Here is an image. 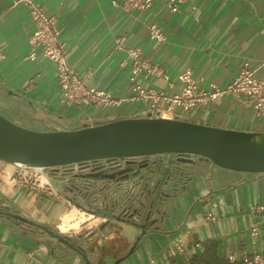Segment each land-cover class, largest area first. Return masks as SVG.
I'll return each instance as SVG.
<instances>
[{"label": "crops", "instance_id": "0c3cea01", "mask_svg": "<svg viewBox=\"0 0 264 264\" xmlns=\"http://www.w3.org/2000/svg\"><path fill=\"white\" fill-rule=\"evenodd\" d=\"M32 1L57 18L71 69L88 78L90 86L110 92L117 100L131 97L128 50L132 49H139L143 58L167 72L173 88L159 79L148 86L169 96L181 90L177 78L186 70L205 90H211V85L225 88L245 63L264 80V0H189L178 13L167 9V0H154L146 12L125 11L114 5L123 0ZM193 7L198 9V20ZM151 24L163 30L166 42L151 40ZM33 30L27 0H0V52L5 56L0 63V111L18 119V125L63 131L73 129L76 123L82 126L129 119L147 110L140 102L107 109L62 106L54 65L41 60L40 52L37 61L25 60ZM122 39L127 51L116 49ZM183 118L207 127L264 133V117L257 119L251 107L232 97L195 109ZM11 166L0 161L1 196L29 220L57 230L62 209L70 202L61 194L59 184L48 180L51 193L30 191L16 183ZM194 171L195 181L180 196L165 232L146 237L124 264H147L150 258H156L155 264H230L232 254L237 258L233 264H242L244 252L264 257V210L257 209L264 207V174L224 170L207 162L197 163ZM207 193L212 197L205 200L202 196ZM213 202L216 209L211 207ZM210 211L216 220L207 219ZM254 226L260 232L253 243L250 230ZM138 234L124 226L120 235L124 240L97 236L94 242L101 257L96 263L113 264L130 250ZM179 238L188 246L199 243L200 247L196 252L188 247L184 253L170 256L167 250ZM0 264L85 262L70 248L58 247L40 232L27 231L0 216Z\"/></svg>", "mask_w": 264, "mask_h": 264}, {"label": "water", "instance_id": "95a60500", "mask_svg": "<svg viewBox=\"0 0 264 264\" xmlns=\"http://www.w3.org/2000/svg\"><path fill=\"white\" fill-rule=\"evenodd\" d=\"M139 158L144 161H130ZM116 159L125 161L102 171L78 169L81 173L59 174L76 165ZM0 161L29 172L58 173L52 180L62 193L110 214L108 218L106 213L99 216L106 220L90 228L88 235L70 237L29 220L25 214L14 215L11 222L17 220L42 229L57 240L58 247L70 248L85 264H97L101 257L94 242L97 236H120L122 228L128 226L139 234L130 250L113 263L124 264L146 237L165 232L180 196L195 181L197 163L263 175L264 133L207 127L183 117L154 118L151 112L93 125L76 123L71 130L40 132L12 123L0 114ZM143 164L145 170L141 171ZM210 197L209 193L202 196L205 200ZM76 239L79 241L73 243ZM153 260L156 258H150L147 264Z\"/></svg>", "mask_w": 264, "mask_h": 264}, {"label": "built area", "instance_id": "2783aa9c", "mask_svg": "<svg viewBox=\"0 0 264 264\" xmlns=\"http://www.w3.org/2000/svg\"><path fill=\"white\" fill-rule=\"evenodd\" d=\"M189 0H167L166 6L171 13H178L181 6ZM29 6V17L33 24V34L29 39L30 52L25 57L26 61H37L38 53L41 54V60H45L54 65L57 74V81L62 92L61 105L67 108L94 107L96 109H107L118 107L124 102H140L148 104L144 116L151 112L154 118H182L185 114L216 103L225 97H232L240 101L243 105L251 107L257 119L264 117V80L256 77V70L251 69L248 63H245L238 76L225 88L219 89L215 85H211V90H205L192 78V72L186 70L179 74L178 82L182 88L176 94L169 96L163 90H157L149 87L148 83L152 80L159 79L165 81L170 88L173 84L165 70L159 65L151 64L143 58L139 49L128 50L131 59V68L129 75V84L131 88V97L117 100L112 94L105 90L96 89L89 85L88 78L80 77L69 66L66 46L60 41V31L57 27V18L49 16L44 8L38 3L27 0ZM154 4V0H123L121 4L114 3L115 6L121 7L125 11L146 12L149 11ZM195 19H199L197 7H193ZM149 34L152 41L164 43L167 37L163 30L155 25L149 26ZM116 49L118 51H127L124 45V39L118 41ZM5 59L3 53L0 52V63ZM179 109L180 113L176 110ZM158 116H155V114ZM16 178L19 182H27L30 177L25 180L24 174L35 175L37 189L41 193H51V186L45 174L37 172H29L17 169ZM38 177V178H37ZM22 185V184H21ZM36 186V185H34ZM212 209L218 207L216 202L212 203ZM259 211H263L264 207L259 206ZM100 221L106 219L99 218ZM207 219L216 220V216L212 211L208 212ZM260 228L254 226L250 230V236L254 243L259 235ZM188 247L196 252L200 247L199 243L188 246L183 240H178L172 245L168 254L177 256L184 253ZM230 264L237 261L235 255L228 257ZM240 262L242 264H264V257L260 254L252 256L247 253L241 255ZM153 260L149 264H155Z\"/></svg>", "mask_w": 264, "mask_h": 264}, {"label": "flooded vegetation", "instance_id": "af4514ba", "mask_svg": "<svg viewBox=\"0 0 264 264\" xmlns=\"http://www.w3.org/2000/svg\"><path fill=\"white\" fill-rule=\"evenodd\" d=\"M123 161H125V159H116V160H98V161H95V162H89V163H85V164H80V165H76V166H73V167H70L66 170H61L59 174H62L63 172L64 173H67V174H78V173H81V171H92L93 169L94 170H97V171H102L103 169H105L107 166L109 165H116L118 163H122ZM130 161H137L138 163L144 161L142 160L141 158H139L138 160H130ZM149 162H151V158L148 160ZM144 164H143V167L141 169L142 170H145L144 169ZM78 169H80L81 171H78ZM46 177L48 180H52L53 178H56L55 175H58V173H53V172H50V171H47L46 172ZM78 179V178H77ZM61 194L67 199V200H71L70 202L75 205L77 207L76 204H78L80 206V210L86 212V213H95V216L99 217V216H102L103 214H107V218L110 217V214L106 211V210H102L100 209V207L98 206H94V205H89L88 203H85L83 200L79 199L78 197H74V195L70 196L68 193L64 194L62 193L61 191ZM21 215V212L16 210L14 208L13 205L10 204V202H6V199L3 198L0 194V216L1 217H5L7 218L8 220L12 219V217L14 215ZM16 225H18L19 227L27 230V231H30V232H36V234L38 232L41 233V237H44L46 239H48V241H53L55 242L57 245H58V242L57 240L55 239H52L48 234L47 232L43 231L42 229L40 228H34L33 226H29L23 222H20V221H17V220H14V222ZM92 228V227H90ZM89 228V229H90ZM51 231L53 232H58L56 229H52V228H49ZM43 234V235H42ZM89 233H87L88 235ZM78 235V234H77ZM75 235V236H77ZM69 237L71 235H68ZM79 240H75L73 243H77ZM83 241V239H82ZM60 247H66V246H60Z\"/></svg>", "mask_w": 264, "mask_h": 264}, {"label": "rangeland", "instance_id": "374dc122", "mask_svg": "<svg viewBox=\"0 0 264 264\" xmlns=\"http://www.w3.org/2000/svg\"><path fill=\"white\" fill-rule=\"evenodd\" d=\"M142 106L146 108H148V104H145V103H141ZM144 109V108H143ZM7 119L9 121H11L12 123H15V124H18L19 121L18 119H15L11 116H6ZM23 127L27 128V129H30V130H33V131H42V128L41 127H37V126H30V125H25L23 124L22 125ZM12 168V170H14L13 172V175H14V178L16 180V183H18L21 187L23 188H26V189H29L30 191H32L33 187L36 188L38 184H36V181H35V175H30V174H24L25 175V180H27L29 177L31 179H28L27 182H19V180L16 178V172L18 171L16 167H14L13 165L10 167ZM38 178V177H37ZM22 184V185H21ZM36 185V186H34ZM74 210H77L80 214L81 213H84L86 217H88L89 215H92V214H88L82 210H80L79 208H77L75 205H73L71 202L67 203L66 206L62 209V212L60 214V219L58 220L57 222V231L60 232L58 226L59 224L62 222L61 219H62V216L66 213V212H69V211H74ZM93 218L91 220H87L85 223H81L80 226L78 228H72V230L70 229L67 233H65L64 235H77V234H85L87 235V232L89 230L90 227H94L96 224H97V218H95L94 215H92ZM95 218V219H94Z\"/></svg>", "mask_w": 264, "mask_h": 264}, {"label": "bare ground", "instance_id": "6f19581e", "mask_svg": "<svg viewBox=\"0 0 264 264\" xmlns=\"http://www.w3.org/2000/svg\"><path fill=\"white\" fill-rule=\"evenodd\" d=\"M92 218V215L86 217L84 213L80 214L77 211H71L63 217L59 230L65 234L70 229L72 230V228H78L81 223H85L87 220H91Z\"/></svg>", "mask_w": 264, "mask_h": 264}, {"label": "trees", "instance_id": "16d2710c", "mask_svg": "<svg viewBox=\"0 0 264 264\" xmlns=\"http://www.w3.org/2000/svg\"><path fill=\"white\" fill-rule=\"evenodd\" d=\"M0 114L3 115L5 118H7L6 116H8V114L3 111H0Z\"/></svg>", "mask_w": 264, "mask_h": 264}]
</instances>
